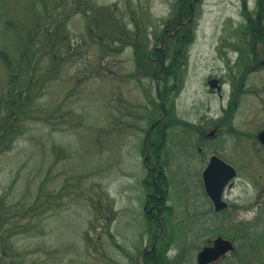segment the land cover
<instances>
[{
	"label": "rangeland",
	"instance_id": "obj_1",
	"mask_svg": "<svg viewBox=\"0 0 264 264\" xmlns=\"http://www.w3.org/2000/svg\"><path fill=\"white\" fill-rule=\"evenodd\" d=\"M94 2L114 9L130 29L133 16L151 18V53L162 47L151 32L175 14L177 0ZM243 2L202 0L196 9L175 102L178 117L195 127L170 128L164 151L172 211L167 230L173 235L164 247L165 264H197L199 250L218 236L235 248L215 264H264V146L257 139L264 129V17L263 27H254L262 40H253L250 26L264 4L246 0V30ZM56 5L57 0H0V53L17 60L21 36ZM106 14L96 23L107 47L96 40L90 45L82 13L69 18V59L44 87L21 135L0 155V202L15 216L0 230L12 234L4 257L0 247V264H143L153 248L142 150L153 125L146 118L156 86L140 73L132 45L113 48L107 36L116 24ZM1 55L0 99L9 87ZM214 78L224 82L222 96L208 84ZM213 130L214 136L201 139ZM212 154L237 169L224 193L228 208L216 214L202 179Z\"/></svg>",
	"mask_w": 264,
	"mask_h": 264
},
{
	"label": "trees",
	"instance_id": "obj_2",
	"mask_svg": "<svg viewBox=\"0 0 264 264\" xmlns=\"http://www.w3.org/2000/svg\"><path fill=\"white\" fill-rule=\"evenodd\" d=\"M202 0H177L175 4V14L168 18L163 27L151 32L157 46L153 51L147 52L146 40L149 38L148 26L151 18H139L133 16L135 27L130 29V24L123 17H116L114 9L98 7L94 0H57L56 9L52 12L46 10L45 14H40L36 20L34 28L28 30L25 36H21L19 58L14 60L7 53L0 55L5 61L9 71V87L0 99V155L8 151L13 142L21 135L22 125L29 119L32 108L44 92V87L49 81L57 79L64 60L69 59L71 39L69 37L67 23L71 16L82 13L87 19V29L91 39L100 41L101 46L107 47V43L102 42L101 29L98 25L99 16L102 11H106L108 19L115 27L113 33L108 35L113 48L121 51L127 45L135 48L137 64L140 66V73L149 76L156 86V98L150 99V108L146 120L155 125L147 132L143 145V154L146 152L145 144L149 150L148 165L156 170L147 171V175L142 183L146 190V203L149 207L154 205L160 211L145 212L149 231L153 236L155 247L143 255V264H165L166 259L164 247L172 241L173 235L167 230V217H171L172 211L167 204L169 182H167L168 161L165 158V148L170 128L176 125L194 128L195 125L183 121L177 115L176 98L182 88V72L188 60V46L192 42L195 13ZM264 4V0H261ZM246 30L248 29V10L246 0L243 2ZM246 8V9H245ZM114 11V12H112ZM264 6L260 10L259 20L250 22L253 40H262L263 32L254 29L259 24L263 27ZM106 21V20H105ZM5 25H7L5 23ZM8 26L15 27L13 22H8ZM17 28V27H15ZM22 33V30H18ZM259 36H257L258 34ZM131 34V35H130ZM110 47V46H109ZM65 54V55H64ZM67 54V55H66ZM45 69L44 73H40ZM39 74H38V73ZM41 74V75H40ZM242 81V80H241ZM240 85V83H239ZM236 87V84H235ZM234 90L233 100L237 96ZM152 125V126H153ZM151 126V127H152ZM205 136V131L203 137ZM203 144V143H201ZM159 173L157 185L153 177ZM153 176V177H152ZM156 197V198H155ZM4 205L0 202V230L9 223L15 216H10L9 211H4ZM11 231V230H10ZM0 234L1 256L7 254L6 249L11 247V232ZM205 231H208L207 229ZM169 237V238H168ZM156 240V241H155Z\"/></svg>",
	"mask_w": 264,
	"mask_h": 264
},
{
	"label": "water",
	"instance_id": "obj_3",
	"mask_svg": "<svg viewBox=\"0 0 264 264\" xmlns=\"http://www.w3.org/2000/svg\"><path fill=\"white\" fill-rule=\"evenodd\" d=\"M209 84L213 90L221 91L217 78L211 79ZM259 141L264 144V129L258 134ZM237 177V169L217 155H212L202 173L204 190L211 200L214 211L222 212L228 208V203L224 200V193L227 187L232 186L233 180ZM232 241L221 236L217 237L211 246L203 248L199 254L198 264H210L234 250Z\"/></svg>",
	"mask_w": 264,
	"mask_h": 264
},
{
	"label": "flooded vegetation",
	"instance_id": "obj_4",
	"mask_svg": "<svg viewBox=\"0 0 264 264\" xmlns=\"http://www.w3.org/2000/svg\"><path fill=\"white\" fill-rule=\"evenodd\" d=\"M211 79H209L208 80V84H209V81H210ZM219 80V86L220 87H222V89H221V91L220 92H218L219 93V95H221L222 96V91H223V81H221L220 79H218ZM210 85V84H209ZM212 89V88H211ZM213 90V89H212ZM213 93H215L216 91L215 90H213L212 91ZM155 125H153L151 128H153ZM215 133H216V131H211V133H206L205 134V136L203 137V135L201 136V139H206L207 137H212V136H214L215 135ZM260 133V132H259ZM258 133V134H259ZM149 134V133H148ZM147 134V135H148ZM204 134V133H203ZM257 139H258V135H257ZM258 141H259V139H258ZM259 143L261 144V145H263L264 146V144H262L260 141H259ZM145 147L147 148L146 149V152H145V154H144V165H145V167H146V169H147V171H150V170H156L155 168H153V167H151L150 165H148V163H147V160H148V157H149V150H148V147H147V144H145ZM198 150H199V153L200 152H202V150H203V147L200 145L199 147H198ZM168 154H169V156H170V154L171 153H169V150H168ZM167 154V155H168ZM212 155H217V156H219V157H221L222 159H224L222 156H220V155H218V154H212ZM211 155V156H212ZM210 159V158H209ZM225 160V159H224ZM226 161V160H225ZM209 162V161H208ZM227 162V161H226ZM208 164V163H207ZM158 176H160L159 175V173L157 172L156 173V176L155 177H153L152 179L154 180V183L157 185V183H158ZM167 182H170V180H169V177H168V174H167ZM204 186V185H203ZM170 187V186H169ZM168 192H169V189H168ZM156 198V197H155ZM264 209H262L261 211H263ZM145 211H147V212H150V211H160V209L158 208V207H155L154 205H151V207H149V201H147V203H146V205H145ZM214 213L216 214V212L214 211ZM216 239V238H215ZM214 239V240H215ZM214 240L213 241H210L209 243H206L202 248H201V250L203 249V248H205V247H207V246H211L212 244H213V242H214ZM156 241V240H155ZM155 244L156 243H154L153 244V248L155 247ZM201 250H199V252L201 251ZM199 252H198V254H199ZM224 257V256H223ZM197 259H198V255H197ZM221 259V258H220ZM219 259V260H220ZM218 260V261H219ZM217 262V261H216ZM216 262H212V263H210V264H215ZM197 264H198V262H197Z\"/></svg>",
	"mask_w": 264,
	"mask_h": 264
}]
</instances>
